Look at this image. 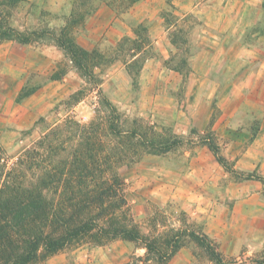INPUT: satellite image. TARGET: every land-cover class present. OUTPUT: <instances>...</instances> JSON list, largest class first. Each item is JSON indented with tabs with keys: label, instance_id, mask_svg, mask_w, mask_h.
<instances>
[{
	"label": "rangeland",
	"instance_id": "1",
	"mask_svg": "<svg viewBox=\"0 0 264 264\" xmlns=\"http://www.w3.org/2000/svg\"><path fill=\"white\" fill-rule=\"evenodd\" d=\"M10 30L55 32L96 57L89 81L50 34L0 37V169L13 181L30 185L62 166L81 141L75 123L113 147L106 99L127 130L143 131V145L183 139L116 168L128 222L160 241L206 235L233 264L264 258L263 184L240 178L264 176V0H0V34ZM181 243L160 263L145 260L141 243L88 236L33 264H214L190 237Z\"/></svg>",
	"mask_w": 264,
	"mask_h": 264
},
{
	"label": "trees",
	"instance_id": "2",
	"mask_svg": "<svg viewBox=\"0 0 264 264\" xmlns=\"http://www.w3.org/2000/svg\"><path fill=\"white\" fill-rule=\"evenodd\" d=\"M47 34L65 50L82 77L89 81L95 79L90 63L96 57L55 32L36 31L26 35L10 30L1 33L0 37L25 44ZM103 101L108 112L107 130L113 139V147L98 138L92 125L75 123L81 133L80 143L75 144L62 166L46 168L39 181L30 185L17 183L11 179L12 171L0 169V181L5 180L0 188V264H33L88 236L99 246L118 239L141 243L146 249L145 260L160 263L167 262L178 253L183 247L182 237L188 236L207 252L214 264H233L221 255L206 235L178 230L170 238L160 241L147 238L135 224L128 222L124 182L116 168L133 153L141 156L143 147L151 153H166L181 145L183 139L174 136L161 142L151 140L143 145V131L140 130V134L136 129L127 130L117 108L110 101ZM67 125L71 127L70 122ZM51 134L57 138L56 130ZM46 136L50 142L48 147L53 151L50 135ZM126 141L131 142L124 145ZM203 143L214 153L220 165L234 173L216 143L206 138H203ZM133 146V152H128ZM240 178L259 181L264 188L262 175L248 173ZM254 264H264V258Z\"/></svg>",
	"mask_w": 264,
	"mask_h": 264
}]
</instances>
